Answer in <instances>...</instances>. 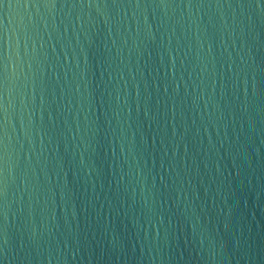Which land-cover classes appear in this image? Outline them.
I'll return each instance as SVG.
<instances>
[{
	"label": "water",
	"instance_id": "obj_1",
	"mask_svg": "<svg viewBox=\"0 0 264 264\" xmlns=\"http://www.w3.org/2000/svg\"><path fill=\"white\" fill-rule=\"evenodd\" d=\"M0 264H264V0H0Z\"/></svg>",
	"mask_w": 264,
	"mask_h": 264
}]
</instances>
